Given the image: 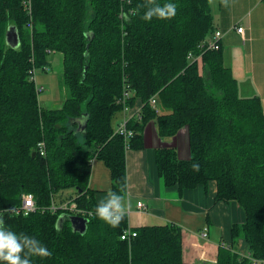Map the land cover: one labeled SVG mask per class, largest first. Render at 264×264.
Here are the masks:
<instances>
[{
    "label": "trees",
    "instance_id": "obj_1",
    "mask_svg": "<svg viewBox=\"0 0 264 264\" xmlns=\"http://www.w3.org/2000/svg\"><path fill=\"white\" fill-rule=\"evenodd\" d=\"M152 2L31 0L29 14L23 0H0V208L18 205L23 193H32L36 204L28 215L1 213L0 221L51 251L49 257H30L32 264H189L182 257L179 225L136 227L128 241L120 238L129 227L125 213L116 227L95 216V192L89 188L94 158L110 171V191L126 193V147L114 133L125 107L138 114L126 123L133 131L129 149L143 148L149 122L160 138L186 129L188 159L178 158L174 147L154 151L165 187L180 195L213 183L215 204L241 210L243 220L232 223L229 244L218 247L215 264L264 259L262 100L240 95L221 41L217 50H200L215 30L209 0H173L174 16L145 21ZM10 25L17 47L5 40ZM53 52L62 55L68 94L59 108H43L30 71H46ZM189 53L201 54V61L189 60ZM153 95L159 114L149 104ZM52 200H74L92 211L85 232L74 231L67 217L57 226L65 212L50 211ZM239 237L247 255L235 248Z\"/></svg>",
    "mask_w": 264,
    "mask_h": 264
},
{
    "label": "crops",
    "instance_id": "obj_2",
    "mask_svg": "<svg viewBox=\"0 0 264 264\" xmlns=\"http://www.w3.org/2000/svg\"><path fill=\"white\" fill-rule=\"evenodd\" d=\"M212 5L214 28L223 33L221 44L224 64L231 68L240 95H258L262 100L264 62L257 59L255 52L257 48L264 47V9L261 0H212ZM239 25L244 27L243 35L235 30ZM49 65L50 58L47 68ZM64 98L42 96L45 107L41 106L47 108L58 103L59 108ZM136 113L126 109L119 119L137 117ZM143 144L142 149L125 151L124 207L129 228L177 224L182 229L183 260L189 264H215L218 247L229 244L232 223L243 220L241 210L233 203L215 204L213 183H209L206 188L198 186L183 190L180 195L176 188L165 187L155 166L154 151L159 147H174L178 158L188 159L186 129H181L173 137L160 138L155 123L149 122L143 130ZM110 187L109 169L102 161L94 158L91 162L89 188L95 192L97 204L107 195ZM137 201H142L146 209H138ZM204 227H207V236L203 238L200 234ZM238 242L237 250L245 253L242 249L245 246L247 251L244 240Z\"/></svg>",
    "mask_w": 264,
    "mask_h": 264
},
{
    "label": "clouds",
    "instance_id": "obj_3",
    "mask_svg": "<svg viewBox=\"0 0 264 264\" xmlns=\"http://www.w3.org/2000/svg\"><path fill=\"white\" fill-rule=\"evenodd\" d=\"M175 12L176 4L173 0H165L164 3L153 0L145 7L142 18L145 21H150L153 17L166 19L174 16ZM192 167L199 170L198 163H193ZM124 213V197L115 191H109L95 208V216L112 227L119 225ZM51 255V251L39 239L17 233L0 221V264H32V256L44 258Z\"/></svg>",
    "mask_w": 264,
    "mask_h": 264
},
{
    "label": "built area",
    "instance_id": "obj_4",
    "mask_svg": "<svg viewBox=\"0 0 264 264\" xmlns=\"http://www.w3.org/2000/svg\"><path fill=\"white\" fill-rule=\"evenodd\" d=\"M23 3H24V6L27 12L30 14L31 13V0H23ZM235 30L242 35L244 33V27L241 25L236 26ZM222 36H223V33L220 30L215 29L210 36L206 37L203 41H201V43L199 44L200 50L205 51V50L219 49L220 47L219 42L221 41ZM187 58L191 61L200 62L201 54L194 56L192 53H189L187 55ZM30 72H31L30 79L34 82L35 90L38 95V93L41 92L44 88L42 86H36L35 74H34L35 69L33 68ZM149 104L155 113L159 114L161 112V108L159 107V104H158L157 95H153L150 97ZM126 109L128 110L127 107H125L124 110ZM127 120L128 119L126 118L121 119L119 123L117 124V126L115 127V132H114L115 134L121 135L123 137L126 150L129 149V140L133 135V131L127 128V124H126ZM38 146L40 148V154H43L44 143L39 142ZM137 208L140 210H145L146 206L142 201H137ZM35 209H36V204H35V199H34L33 194L23 193L21 195V201L18 205H14V206L2 208V209L0 208V214L10 211V212H13L14 214L28 215L29 213L33 212ZM48 209L52 212L59 210V211L68 213L70 215H78L87 220L90 216L93 215L92 211L80 208L77 205L76 201L74 200H66L60 203H56L54 200H52ZM206 230H207V227L203 229L202 233L200 234L201 237L204 238L207 236ZM134 236H136V232L133 229L127 227V229H125L123 233L120 235V238L123 240L129 241ZM250 264H264V259H257V258H253L250 256Z\"/></svg>",
    "mask_w": 264,
    "mask_h": 264
},
{
    "label": "rangeland",
    "instance_id": "obj_5",
    "mask_svg": "<svg viewBox=\"0 0 264 264\" xmlns=\"http://www.w3.org/2000/svg\"><path fill=\"white\" fill-rule=\"evenodd\" d=\"M209 4H211L212 6V11L214 9L213 5H212V0H209ZM216 5V2H215ZM262 7L264 9V6L262 4ZM211 8V7H210ZM211 11V12H212ZM214 12V11H213ZM256 52V56L257 59H261L264 62V47H260L257 48L255 50ZM50 58V65L47 68V71H43L42 69H35V83L36 86H42L44 89L38 93V101L40 103V105L45 107V103H43L41 97L42 96H50L53 99H60V98H64L67 94H68V90L67 88L64 86L63 82H62V58L61 55L57 52H53L49 55L48 59ZM263 94H264V88H263ZM40 97V98H39ZM262 103L264 105V98H262ZM54 104V103H53ZM58 103L54 104V105H49V107L47 108H58L59 105H57ZM82 118H80L81 120ZM78 132H83L82 131V125L78 126L77 128ZM80 141H82V139H80ZM242 239V237H239L236 243L235 248H239L238 247V241ZM243 250H245V255L248 254V251H246V247L244 246L242 248Z\"/></svg>",
    "mask_w": 264,
    "mask_h": 264
},
{
    "label": "water",
    "instance_id": "obj_6",
    "mask_svg": "<svg viewBox=\"0 0 264 264\" xmlns=\"http://www.w3.org/2000/svg\"><path fill=\"white\" fill-rule=\"evenodd\" d=\"M5 40L12 47L18 46L19 38L15 26L13 25L8 26L5 32ZM84 121H85L84 118H82L81 120L78 119V126L82 125V131L84 130V124H85ZM65 217L68 218L70 225L74 231H77L79 233L85 232L88 220L78 215H70V214L62 213L58 217L56 225L59 226L63 222Z\"/></svg>",
    "mask_w": 264,
    "mask_h": 264
},
{
    "label": "bare ground",
    "instance_id": "obj_7",
    "mask_svg": "<svg viewBox=\"0 0 264 264\" xmlns=\"http://www.w3.org/2000/svg\"><path fill=\"white\" fill-rule=\"evenodd\" d=\"M207 231V230H206Z\"/></svg>",
    "mask_w": 264,
    "mask_h": 264
}]
</instances>
